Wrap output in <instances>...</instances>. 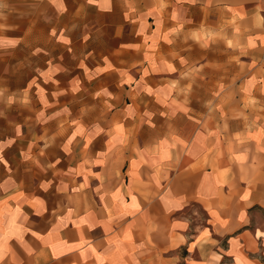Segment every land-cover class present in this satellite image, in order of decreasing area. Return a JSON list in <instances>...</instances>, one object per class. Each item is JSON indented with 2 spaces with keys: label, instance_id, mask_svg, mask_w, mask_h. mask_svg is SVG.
<instances>
[{
  "label": "crops",
  "instance_id": "obj_1",
  "mask_svg": "<svg viewBox=\"0 0 264 264\" xmlns=\"http://www.w3.org/2000/svg\"><path fill=\"white\" fill-rule=\"evenodd\" d=\"M0 264H264V0H0Z\"/></svg>",
  "mask_w": 264,
  "mask_h": 264
}]
</instances>
